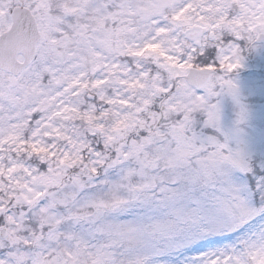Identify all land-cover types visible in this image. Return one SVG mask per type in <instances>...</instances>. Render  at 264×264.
I'll list each match as a JSON object with an SVG mask.
<instances>
[{"label": "snow or ice", "instance_id": "6c2138e0", "mask_svg": "<svg viewBox=\"0 0 264 264\" xmlns=\"http://www.w3.org/2000/svg\"><path fill=\"white\" fill-rule=\"evenodd\" d=\"M109 4L135 8L97 7ZM140 11L139 47L155 53L77 68L23 124L0 100V264H264V150L236 80L244 53L264 49V0Z\"/></svg>", "mask_w": 264, "mask_h": 264}, {"label": "rangeland", "instance_id": "374dc122", "mask_svg": "<svg viewBox=\"0 0 264 264\" xmlns=\"http://www.w3.org/2000/svg\"><path fill=\"white\" fill-rule=\"evenodd\" d=\"M66 1L68 8L62 7L61 0H0V31L9 24V8L24 4L34 14L41 34L30 66L16 76L0 71V100L5 114L17 124H23L30 112L55 104L77 68L91 75L103 57L125 59L135 55L133 49L142 52L146 47L139 45L150 24L140 9L151 0H129L135 8L128 15L109 8L111 4L107 9L97 7L109 0ZM70 9H75L72 16L67 15ZM232 9L236 16L242 14L238 3ZM176 67L186 74L190 64ZM242 69L236 80L251 112L245 132L258 150H264V49L246 51ZM222 114L224 123L230 124L234 112L228 99L223 101Z\"/></svg>", "mask_w": 264, "mask_h": 264}, {"label": "water", "instance_id": "95a60500", "mask_svg": "<svg viewBox=\"0 0 264 264\" xmlns=\"http://www.w3.org/2000/svg\"><path fill=\"white\" fill-rule=\"evenodd\" d=\"M11 17L10 29L0 35V69L17 74L34 58L39 34L34 18L27 9L15 7L11 11ZM18 53L23 56L21 62L16 59ZM199 71L190 69L187 81L197 83Z\"/></svg>", "mask_w": 264, "mask_h": 264}]
</instances>
